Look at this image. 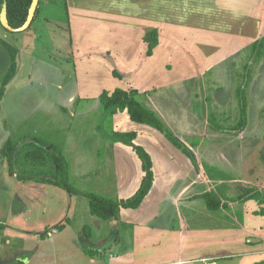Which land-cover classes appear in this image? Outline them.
Listing matches in <instances>:
<instances>
[{"label":"rangeland","instance_id":"374dc122","mask_svg":"<svg viewBox=\"0 0 264 264\" xmlns=\"http://www.w3.org/2000/svg\"><path fill=\"white\" fill-rule=\"evenodd\" d=\"M114 1L38 0L36 10L39 7V13L28 30L20 33L8 32L0 27V36H6L5 39L17 47L20 57L23 53L28 55V58L21 61V69L18 68L5 98L0 101V149L7 141L5 139L11 138L15 159V174L10 176L7 168L8 157L5 158L6 156L0 153V222H5L8 226L5 231L0 229L1 254L14 251L17 247L41 248L45 244L53 250L41 256L36 255L31 264L107 263L108 261L98 262L76 254L73 250L76 247L70 240L75 239L81 232L88 233L89 224L97 219L90 214L87 194L94 193L121 201L136 195L142 186L148 172L143 169V160L139 155L142 152L139 147L142 145L136 142L140 132L148 144L157 148L160 157L158 161H161V164L158 162V171L153 169L155 183L153 182L151 191L142 203L138 207L124 209H128L134 216L142 217L145 222H152L161 206L171 200L170 197L176 189L170 188L168 194L167 188L170 185L175 186V179L190 183L191 169H194L195 176L200 174V171L202 174V167L206 165L203 161L199 162V158H208L212 143H215L213 148L216 152L222 149L226 153V150L231 156L236 155L239 158L233 162L230 159L217 166L212 165L224 170L222 179L229 176L228 179L233 181L240 174L248 178L251 175L254 177V173L251 174L254 169L259 176L264 175V0L259 5L261 12L256 15L250 12L247 19V23H251L254 18L252 27L256 30V34L250 36L252 40L249 46L252 47L254 42L260 39V55L247 59V55L241 53L235 58L230 44V50L226 53L228 58H235L234 67H226L224 63L210 65L215 60L200 55V52L197 56L203 62L192 66L191 62L188 64L187 61L194 58L192 50H187L192 49V46H181L184 41L181 38L177 43L174 42L170 54L163 48L169 58L162 63V83L142 91V98L145 97L151 106L160 109L161 115L152 111L162 120L165 131L172 133L195 153L198 169L182 150L170 142L166 132L131 120L127 111L125 114L129 118L130 126L128 127L127 122L120 117L119 129L114 125L117 131H113V126L105 124L106 116H101L100 112L96 113L99 104H92L82 111L77 110L80 100L73 99V95L78 91L76 75H70L73 74L74 64L77 66L70 46L73 37L71 29L73 26L78 28L74 34L76 37L84 36L88 42L86 45L114 48L118 39H115L116 34L112 31L124 27H117L118 20L113 21V12L123 16L120 9L112 4ZM237 1L199 0L198 2L205 4L208 10L204 16L199 14L200 8L192 15L195 19L192 18L205 28L211 24L219 25L224 20L223 13L226 14L227 8L234 10ZM212 3L218 5L216 10L209 9ZM188 4L191 8V3ZM71 7L79 17L71 14ZM175 8L172 9L174 12ZM190 20L193 25L191 17ZM239 29L240 27L231 30L224 41L229 44L234 38L236 45H244L249 34L244 27ZM210 35L213 39L218 37L215 33ZM165 46L170 49L168 43ZM20 57L18 55V59ZM253 57L251 64L248 60ZM50 58L57 60L60 68L51 67ZM10 62L9 51L0 44V84ZM129 72L130 67L127 68V73ZM117 73L121 76L119 71ZM174 74L178 75L175 82L170 78L174 77ZM129 75L130 73L122 74V77L134 81L138 80L140 75L143 76L142 72L131 78H128ZM102 78L101 84L107 87L118 84L116 79L106 76ZM27 80L29 84H22ZM133 90L139 100V89ZM246 97L249 99L246 120L251 124L249 129L257 134V140L247 137L246 129L238 131L244 121L241 110L242 105L246 103ZM207 103L211 105L209 110ZM77 112L79 115H74ZM106 132L109 133V141L106 139ZM120 132H136V137L133 140H118ZM240 132L247 138L242 141L234 138L231 146L226 136ZM212 136L216 142L210 141ZM113 142L123 143L122 148L113 149L106 144ZM238 143L243 146L240 148ZM242 143L248 144L244 147ZM59 152L65 155L69 165V181L79 194H71L53 184L56 173L55 156ZM222 179L216 185L219 186L227 180L221 181ZM206 181L201 180L202 183ZM250 185L245 188L251 187ZM194 221L199 225L209 224L206 218ZM125 230L126 227L122 228V236ZM46 232H54L49 241ZM5 235H11V244H6ZM64 246L68 247L67 250L72 248V258L63 257L61 251ZM109 258L110 256H107L105 260ZM4 261L8 263L9 260ZM120 261L122 263V259Z\"/></svg>","mask_w":264,"mask_h":264},{"label":"crops","instance_id":"0c3cea01","mask_svg":"<svg viewBox=\"0 0 264 264\" xmlns=\"http://www.w3.org/2000/svg\"><path fill=\"white\" fill-rule=\"evenodd\" d=\"M198 1L160 0L161 4H159V0H115L112 4L115 8L120 9L123 16L121 17L118 13L113 12V21L118 20L116 23L117 27H124L112 31L116 34L115 39H118L114 48L104 49L86 45L88 42L85 41L84 36H75V31L77 32L78 28L73 26L74 23H71L73 26L71 35L73 37L70 40V46L77 66L75 67L74 64L73 74L70 75H76L75 81L78 91L73 95V99L78 98L80 100L77 110L82 111L84 108L91 107L92 104H99V107L96 108V113L100 112L101 116H106L105 124L108 123L113 126V131H117L116 128L119 129L120 117L121 120L123 119L127 122L129 127V115L125 114L126 111L123 114L121 112L110 114L104 109L99 99V95L105 89L112 92L116 88H122L124 90L139 89V101L150 110L160 114L159 108L151 106L145 97L142 98V91L162 83V63L169 58L163 48H166L170 54L171 49L174 48V42L177 43L181 38L184 40L181 46H192V49H187L192 50L191 53L194 55L192 60H187L188 64L191 62L190 65L192 66L203 62L197 56L199 52L200 55L215 60L210 65H222L224 63L226 67H234V60L238 54L247 55V59L254 55H260L258 53L259 48L254 47V44L260 39H257L252 47L249 46L252 40L251 37L256 34V30L254 31L252 27L254 18H252L251 23H247V19L250 12L253 15L261 12H259V5L263 0H236L237 5H235L234 10L227 8L226 14L223 13L224 20L219 25L211 24L208 28L203 27L201 23L195 22V18L192 16L200 8V15H204L205 11L208 10L205 4ZM130 2L134 4L131 5ZM188 3H191V8H189ZM216 6L218 5L212 3L209 9L215 8L216 10ZM174 8L175 12L172 10ZM69 10L71 14L73 13V16L79 17L72 7ZM190 17L193 25H191ZM232 17L236 19L233 20ZM239 27V30L244 27V30L248 31L247 34H249L244 45H236L237 42L233 41L234 38L227 44L224 41L226 39L225 36L231 30H237ZM152 29H157L159 32V44L154 49L153 54L148 55V44L144 37ZM213 33L217 34L218 37L213 39L210 35ZM3 37L6 36L3 35ZM166 43L170 45V49L165 46ZM230 44H232L231 49L234 51L233 55H235V58L233 57L232 59L228 58L226 53L227 50H230ZM245 45L246 47H243ZM182 51L180 52L182 53ZM23 54L21 55L22 57H20V53L18 54L20 57L18 59L19 69L22 67L21 61L23 62V58H28L27 54ZM224 56L227 57L224 58ZM254 57L248 60L251 64H253ZM50 59L51 67L60 68V63L58 64L57 60L56 62L52 58ZM128 67H130L128 78L134 77L139 72H142L143 76L140 75L138 80L134 81L126 80L125 77H122V74H129L127 73ZM8 68L6 69L8 70ZM115 69L121 73L120 77L116 78L114 75ZM65 71L67 70L65 69ZM105 76L110 79H116L115 81L118 84L112 81L111 83H114V85H110V87L101 84L102 77ZM175 76H170L174 82L178 80V75ZM25 83L27 85L29 81L27 80L22 84ZM93 84L96 85L94 86ZM244 99L247 118L249 99L247 97ZM203 100L205 101V99ZM207 107L209 110L211 105L207 103ZM74 115L79 114L77 112ZM114 125L117 127L115 128ZM250 126L249 120H246L245 126H240L238 131H245L246 129V136L254 137L257 140V134L253 133L252 129H249ZM105 134L107 141H109V133L106 132ZM229 134L226 138L231 146L234 138L237 141L247 138H244V133L241 132L237 133V135ZM210 141L216 142L215 137L211 138ZM136 142L140 143L150 154L153 169L158 171V165L159 163L161 164V161H158L160 157L157 154V148L148 144L143 139L141 132L138 133ZM106 144L110 148L120 149L123 143L113 142ZM214 144L210 145L212 149L210 148L207 159L205 156L203 159L199 158V162L203 161L206 165L202 167V174L200 171V174L195 176L194 169L190 168L192 172V180L189 178L190 183L175 179L177 180L175 186H168V194L170 193V188L176 190L173 191L172 197H170L171 200L161 206L159 213L155 215V219L152 222H145L142 217L134 216L128 209L124 208L117 218L111 217L108 220H102L96 217L97 219H94L93 223L89 224L90 230L88 233L81 232L80 235H76L75 239L70 240V243L72 242L76 247L73 249L76 254L98 262L108 261L105 264H126V261L128 264H254L259 262L264 264V215L260 213V210L264 208V202H261L264 199V175L259 176L254 169L251 172V174L254 173V177L251 175L248 178L244 174H240L231 181L228 176L224 178L227 179L225 183L222 182L223 184L216 185V183L220 182L222 174L224 175L225 172L222 168L220 170L212 165L217 166V164L226 160L230 161V159L233 162L234 159L239 158L236 155L234 157L231 156L229 151L226 150V153L222 149L216 152L217 150L213 148ZM242 144L245 147L248 143ZM238 145L240 148L243 146L240 143ZM203 177L208 182L202 183ZM155 178L156 176H154V183ZM224 179L221 181H224ZM200 183L204 185L201 186ZM249 184H251V187H249L251 194L257 195L258 193L259 198H251L245 202L238 201V196L243 193L244 188L248 187ZM206 190L213 191L220 201L228 203L229 206L220 208L217 211L209 210L203 198H195L196 195L202 194ZM199 218H206L209 224L204 226L195 223L194 220ZM0 224L2 226L6 225L5 222H0ZM124 227H126V230L124 236H122L121 230ZM1 230L5 231V228ZM53 233L46 232L48 241L53 238ZM10 236L5 235L7 238L6 244H11ZM67 248L64 246L61 254L69 259L73 255L71 254L72 248L70 247L68 250ZM86 248H90L92 251L89 253ZM51 250L53 249H50L48 245L45 246V244L41 248L38 246L36 248L17 247L14 251L10 250L4 253L6 255L0 252V264H31L36 255L41 256V254H46ZM107 256H110L109 260H105ZM3 259L9 260L8 263Z\"/></svg>","mask_w":264,"mask_h":264},{"label":"trees","instance_id":"16d2710c","mask_svg":"<svg viewBox=\"0 0 264 264\" xmlns=\"http://www.w3.org/2000/svg\"><path fill=\"white\" fill-rule=\"evenodd\" d=\"M33 4V0H0V27L8 32H23L30 28L32 23L34 22L36 15L39 13V7L36 10V13L32 20L29 19V12L31 6ZM5 15L6 20L4 21L2 16ZM144 40L148 44L147 54L152 55L154 49L159 44V32L157 29H152L146 33ZM0 44L3 45L10 54L11 62L8 70L6 71L4 77L2 78L0 84V101L4 99L5 94L8 91L9 84L15 77L18 70V49L17 47L9 42L5 37L0 36ZM262 44L260 41L254 44L255 48H259V45ZM115 76H119L117 71H114ZM120 77V76H119ZM136 91L134 90H124L122 88H116L114 91L110 92L105 89L99 95V99L104 109L110 114H116L118 112L127 111L129 113V117L131 120L149 125L157 130L165 131V126L162 120L148 107H146L141 101L136 98ZM245 103L242 105V119L244 120L240 126H245L246 117H245ZM120 138L133 140L136 137V132L130 133H119ZM166 137L172 142L174 146L182 150V152L189 157L192 161L193 165L198 169V163L196 159L195 153L189 148L185 143L180 141L176 136H174L170 132H166ZM12 140L8 138L5 142L4 146L0 149V153L8 157V174L10 176L15 174V159L12 152L11 147ZM142 151L139 153L140 157L143 160L142 167L145 171L148 172L147 176L144 178L142 186L131 198L122 199L121 201H114L113 199L89 193L87 196L89 197V210L90 214L98 217L102 220H108L111 217H119L121 210L123 208H134L138 207L146 195L150 192L153 182H154V172H153V162L150 154L141 146L139 147ZM55 164H56V173L55 180L53 182L54 185L59 186L71 194H79L78 190L74 188V186L69 181V165L68 162L62 152H59L57 156H55ZM195 198H203L206 202V205L209 210L217 211L220 208L228 207V203H223L220 199L215 195L213 191H204L201 195H196ZM259 198L258 193L251 194L250 188H245L243 193H241L237 200L240 202L248 201L249 199ZM262 200V199H261ZM264 202V199L261 201ZM260 213L264 215V208L260 210ZM7 229V225L2 226L0 224V229ZM87 252H91L90 248H86ZM254 264H262L254 263Z\"/></svg>","mask_w":264,"mask_h":264},{"label":"water","instance_id":"95a60500","mask_svg":"<svg viewBox=\"0 0 264 264\" xmlns=\"http://www.w3.org/2000/svg\"><path fill=\"white\" fill-rule=\"evenodd\" d=\"M37 4H38V0H33V4L31 6V9H30V12H29V19L30 20H32L34 15H35ZM2 18H3L4 21L6 20L5 15H3Z\"/></svg>","mask_w":264,"mask_h":264}]
</instances>
